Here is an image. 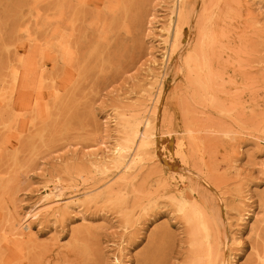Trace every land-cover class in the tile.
<instances>
[{"label": "bare ground", "instance_id": "6f19581e", "mask_svg": "<svg viewBox=\"0 0 264 264\" xmlns=\"http://www.w3.org/2000/svg\"><path fill=\"white\" fill-rule=\"evenodd\" d=\"M149 1L0 0V264H97L101 231L113 220L131 242L145 230L131 264H264V89L256 90L264 77L251 76L264 62V25L249 14L247 25L234 26L249 0H202L193 26L198 0H172L162 64L182 50L172 97L181 118L165 120L161 140L172 163L158 149L162 71L144 111L113 114L111 156L58 158L64 164L45 191L51 208L32 212L51 230L47 241L23 222L30 212L20 211L18 194L37 161L64 145L101 141L91 102L143 47ZM232 88L242 99L221 97ZM180 166L201 179L181 177ZM175 226L185 238L177 257Z\"/></svg>", "mask_w": 264, "mask_h": 264}, {"label": "rangeland", "instance_id": "374dc122", "mask_svg": "<svg viewBox=\"0 0 264 264\" xmlns=\"http://www.w3.org/2000/svg\"><path fill=\"white\" fill-rule=\"evenodd\" d=\"M249 1L250 2L248 3L247 7L240 8L238 5V19L236 20L234 26H244V24L247 23L249 14L261 20L260 25H264V4L260 3V0ZM149 2V12L145 17V30L141 36L142 41L144 42L143 47H141V49H139V51L134 54L130 67L120 71L113 77L103 80L100 90H98L91 102V107L93 108L94 112L102 120L103 131L101 133V141L93 146H84L83 144L71 143L59 147L57 150L52 151L38 160L37 164L31 168V171L28 174L30 178H25L24 181H22L21 190L18 194L20 211L23 213V215L30 212L28 215H26V217H22L24 219L23 222L32 223L34 232H36V234H40V240L47 241L48 237L51 235V230L46 227V224L40 225L39 220L32 216V212H44L51 208L49 207V204L53 201V199L48 198L49 195L45 191L46 189H53L55 185L54 180L57 179V174L60 171L58 167L64 164L63 163L60 165L58 158L60 156H64L65 164H69L72 161L75 163L80 162L85 157L95 158L111 156V152L113 149H115L114 146H116L115 143L117 141V125H115L113 114L117 112L116 110L118 109L133 111L138 107L144 111L150 103V95L154 93V91L150 90L152 88L151 82L154 81L155 76L161 74L162 71L164 72L165 76V95L160 105L156 119L157 138L159 140L158 149L160 150L159 154L163 160L172 163L168 156L169 153H166L162 149L163 144L161 140L163 139L162 134L165 130V120L169 121V118L173 117L174 121L176 122L181 118L179 104L177 100L173 99L172 97L174 96L176 87L181 83V77L178 71L182 69V50L179 51L171 61H168L166 64H162V53L164 51L163 47L166 41L169 40L164 29H167L169 25V10L172 0H150ZM201 9L202 0H198L193 15L194 21L192 26L196 22L195 19H197V16H199ZM231 35L234 37L233 34H230V36ZM188 38L190 37L187 36V39ZM257 56L260 60H264V51L258 52ZM228 57L229 56L227 53H223L221 58L225 61H229ZM253 66L255 67L252 69L253 74L251 76L264 77V62L260 61L255 63ZM232 74V72H229L228 76H231ZM233 88H235V86ZM233 88L229 90L228 95L222 94L221 97L229 95L232 96V93H235V96L238 95V97L242 99V92L239 90L238 92L233 91ZM260 89H264V87L256 88L257 91ZM140 90H142V92H139ZM205 112H207V115L215 116V111L212 108H205ZM247 149L249 148L243 144L241 151L244 153L247 151ZM245 163L246 159L245 155H243L241 165H244ZM182 167L183 166H180L177 171L179 175H182L181 177H185L188 181L194 178L196 180L201 179V177L196 174L195 171H187L185 167ZM254 168L257 169V167ZM254 175L255 177L259 176L257 170L254 172ZM201 181L204 182L203 180ZM77 183H81L82 185L83 182L78 180ZM263 188L264 186L262 189ZM253 209L254 208L250 209L251 213L249 216L252 215ZM110 218L112 219V217ZM174 221L175 220H172L171 222ZM248 221L249 219H246L243 222L244 230L242 232V241L245 242H247L246 237L248 234L246 232V224ZM51 225H53V223H51ZM174 230L178 237L176 245L177 249L174 251V256L177 257L180 255L181 246H183V240L185 238L182 239V228L179 229L177 226H175ZM141 232L143 234L140 236H144L145 230L142 229ZM128 233V231L121 230L115 220H113L111 227L108 226L106 229L101 231V246L103 247L104 256L103 259H101L97 264H131L134 253L133 249L142 238H139L140 236H138V238L135 240L136 242H131L132 240L124 236V234L127 235ZM60 235L65 238V242L69 241L70 237L66 231L61 232ZM244 259L245 258L243 255L238 257V260H241V262L244 261Z\"/></svg>", "mask_w": 264, "mask_h": 264}]
</instances>
